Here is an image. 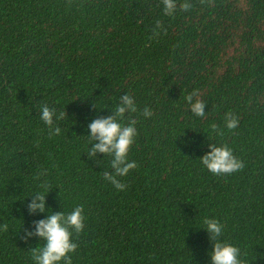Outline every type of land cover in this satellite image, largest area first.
I'll return each instance as SVG.
<instances>
[{
	"label": "trees",
	"instance_id": "16d2710c",
	"mask_svg": "<svg viewBox=\"0 0 264 264\" xmlns=\"http://www.w3.org/2000/svg\"><path fill=\"white\" fill-rule=\"evenodd\" d=\"M184 2L168 15L163 0H0V264H35L43 241L24 231L45 213H28L33 192H47L46 212L81 206L71 264H210L205 218L244 264H264V0ZM125 93L135 166L118 189L103 177L111 156L89 158L83 135ZM41 105L65 112L59 134ZM209 143L242 168L205 169Z\"/></svg>",
	"mask_w": 264,
	"mask_h": 264
},
{
	"label": "clouds",
	"instance_id": "9594fccd",
	"mask_svg": "<svg viewBox=\"0 0 264 264\" xmlns=\"http://www.w3.org/2000/svg\"><path fill=\"white\" fill-rule=\"evenodd\" d=\"M184 10L190 7L185 0L180 5ZM176 10L175 0H163V11L171 15ZM195 92L189 93L184 97L188 110L197 117L205 115V103L202 99L194 98ZM136 111V104L131 95L125 93L119 97L114 111L110 115L97 116L91 119L86 125V136L88 138L87 155L91 159H96V154L101 153L111 156V172L104 171L103 177L116 188L121 189L123 185L117 177L125 176L129 169L135 166V162L127 158L129 146L133 143L136 136L135 120L128 119L124 123V114ZM143 116L151 115V109L147 106L141 109ZM65 116V112L56 115L55 110L47 105H41L39 118L45 125L53 126L54 118L59 120ZM238 121L230 114L226 116L225 127L233 129ZM56 134L60 133L59 127H52ZM219 134V133H218ZM208 151L199 159L200 163L213 174H228L242 168V161L237 158L231 148L227 145L208 144ZM47 192H33L31 200L27 203L28 213H45V215L32 222L31 229H25L24 239L38 237L43 241L38 248L33 249V260L35 264H71L70 253L76 248L77 244L72 239L73 232L79 233L84 227V215L81 206L74 207L65 214L62 211L46 212L45 195ZM222 224L215 218H205L203 226L200 227L208 233L211 239V249L208 251L210 264H244L240 258V250L235 245L217 239L222 232Z\"/></svg>",
	"mask_w": 264,
	"mask_h": 264
}]
</instances>
